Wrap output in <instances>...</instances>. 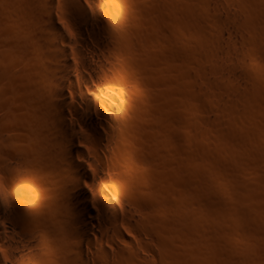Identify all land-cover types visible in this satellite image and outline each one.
Masks as SVG:
<instances>
[{
	"label": "rangeland",
	"instance_id": "rangeland-1",
	"mask_svg": "<svg viewBox=\"0 0 264 264\" xmlns=\"http://www.w3.org/2000/svg\"><path fill=\"white\" fill-rule=\"evenodd\" d=\"M71 1L0 0V120L16 131L32 128V79L59 41L33 20L45 5L70 34ZM79 1L112 34L124 196L141 219L103 264H264V0Z\"/></svg>",
	"mask_w": 264,
	"mask_h": 264
},
{
	"label": "bare ground",
	"instance_id": "bare-ground-1",
	"mask_svg": "<svg viewBox=\"0 0 264 264\" xmlns=\"http://www.w3.org/2000/svg\"><path fill=\"white\" fill-rule=\"evenodd\" d=\"M68 5L70 34L45 5L33 20L59 41L44 53L52 62L37 61L31 130L0 120V264H103L128 254L117 239L130 246L141 221L124 196L131 122L104 52L112 34L79 0Z\"/></svg>",
	"mask_w": 264,
	"mask_h": 264
}]
</instances>
